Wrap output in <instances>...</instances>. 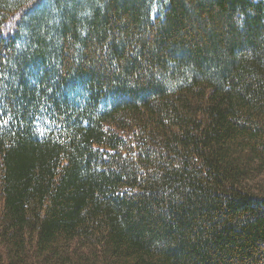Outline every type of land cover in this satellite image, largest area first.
I'll return each mask as SVG.
<instances>
[{
  "label": "trees",
  "instance_id": "16d2710c",
  "mask_svg": "<svg viewBox=\"0 0 264 264\" xmlns=\"http://www.w3.org/2000/svg\"><path fill=\"white\" fill-rule=\"evenodd\" d=\"M0 264H264V0H0Z\"/></svg>",
  "mask_w": 264,
  "mask_h": 264
}]
</instances>
